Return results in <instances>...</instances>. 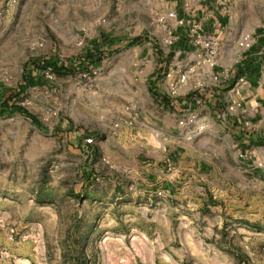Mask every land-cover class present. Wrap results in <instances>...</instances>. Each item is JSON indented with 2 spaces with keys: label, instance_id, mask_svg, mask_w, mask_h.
<instances>
[{
  "label": "rangeland",
  "instance_id": "rangeland-1",
  "mask_svg": "<svg viewBox=\"0 0 264 264\" xmlns=\"http://www.w3.org/2000/svg\"><path fill=\"white\" fill-rule=\"evenodd\" d=\"M0 14V93L17 86L34 58L81 56L100 34L149 38L129 49L102 46L90 73L49 76V85L28 90L18 103L40 127L17 114L0 116V247L16 263L264 264V146L241 144L235 134L264 140V104L247 102L239 80L224 90L258 40L255 30H264V0H18L9 9L0 0ZM212 16L226 19L222 28H212ZM178 27L192 47L182 54L173 47ZM245 36L250 44L241 47ZM184 73L178 92H225V110L192 104L185 161L203 169L186 185L189 178L174 179L166 224L153 196L109 182L64 133L101 131L116 92H140V80L153 75L155 89L168 92L167 74Z\"/></svg>",
  "mask_w": 264,
  "mask_h": 264
},
{
  "label": "crops",
  "instance_id": "crops-1",
  "mask_svg": "<svg viewBox=\"0 0 264 264\" xmlns=\"http://www.w3.org/2000/svg\"><path fill=\"white\" fill-rule=\"evenodd\" d=\"M223 20L226 19L212 16L210 24L216 30V28H222L220 26L223 25ZM262 50L264 51V48ZM262 50L258 52V55L262 53ZM144 51L146 50H143V53ZM262 62L257 81L252 78L238 79L244 82L245 90L242 92V97L255 105L257 102L264 104ZM229 79H232V74L227 81ZM153 82L154 78L150 77L140 80V92L137 91V86H131V88L135 87V91L131 89L130 92H116L108 106L111 118L103 130L78 129L64 133V136H67L65 139L74 148V153L82 152L90 159L95 158V168L102 170L109 182L124 188V191L126 186L131 184V188L134 187L140 194L147 193V197L153 196L160 219L162 215V220L168 224V214L174 208L173 201L177 197L178 190L174 179L189 178L188 182H184L186 185L191 183V177L199 176L203 169L201 164L192 169L193 165L190 162L186 163L185 158L192 143L188 146L184 135L190 130L189 127L178 125V122L188 116L195 102L196 104L205 103L215 109L217 99L218 102L223 101L225 92L217 90L195 92L194 97L190 99L193 103H190L186 96L194 92H178L177 96L170 97L167 92H159L155 89L156 84ZM149 88H153L156 92H150ZM239 93L237 92L238 96H240ZM165 96L171 100V107L164 106L160 102L161 97ZM132 116L134 117L133 125L128 126ZM115 123L119 125L114 127ZM235 134L241 144L255 138L252 132H248L247 135L236 130ZM88 136L95 139V143L91 146L84 145V139ZM171 153L174 156L178 155V159L173 163L168 158Z\"/></svg>",
  "mask_w": 264,
  "mask_h": 264
},
{
  "label": "trees",
  "instance_id": "trees-1",
  "mask_svg": "<svg viewBox=\"0 0 264 264\" xmlns=\"http://www.w3.org/2000/svg\"><path fill=\"white\" fill-rule=\"evenodd\" d=\"M225 24V20L222 21ZM255 35L258 36V40L253 44L247 53L243 56L242 60L237 62L232 68V79L228 80L227 87L224 90L231 89L236 81L240 78H252L257 81L260 76L261 62L264 59V30L257 28ZM176 40L173 43L174 49L181 54L191 50L192 47H188V40L186 34L182 33L181 27H178L175 31ZM144 42H149V38L144 36H136L127 40L117 37H110L106 34H100L96 39L89 41L90 48L84 52L83 55L70 58L66 60H60L58 57L52 55L48 57H37L26 63L23 69V74L19 83L13 89H4L0 93V116L11 117L14 114L20 115L35 127H40V123L37 118L30 113L27 109L21 106L19 100L28 92V90L36 87H44L51 83L50 77H65L72 74H79L82 72H91L99 67L100 64V50L102 46L107 48L116 47V45L123 44L125 48L129 49ZM118 50V49H117ZM262 50V53L258 55V52ZM172 50L170 54L174 53ZM169 54V55H170ZM150 78H154V75ZM150 92H156L153 88H149ZM198 92V91H195ZM194 93L188 94L186 97L190 100L194 97ZM217 99L215 109L220 111L225 110L224 101ZM160 102L164 106L171 107V100L169 98L161 97ZM193 103L192 100L189 101ZM249 146L260 145L264 146V140H252L247 142Z\"/></svg>",
  "mask_w": 264,
  "mask_h": 264
},
{
  "label": "built area",
  "instance_id": "built-area-1",
  "mask_svg": "<svg viewBox=\"0 0 264 264\" xmlns=\"http://www.w3.org/2000/svg\"><path fill=\"white\" fill-rule=\"evenodd\" d=\"M17 3H18V0H4V7H5V9H9V8H12L13 6H15ZM166 18L169 20L177 21L176 15L173 12L167 13ZM177 23L182 24L181 21H179ZM191 33L196 34L197 38H199V35H198L196 28L194 30H191ZM249 44H250V36L243 37L242 41L240 42V46L241 47L242 46L247 47V46H249ZM207 65H208V67H212L213 62H211V60L208 59ZM187 78H188V76L185 73L179 74L177 76V78H174V79L171 77V74H167V79H168V92H167V94H168V96H170V97L177 96L179 87H183L186 85ZM240 81L242 82V80H240ZM133 118L134 117L132 116L130 121L127 124L128 126L133 125V123H132ZM193 122H194V117L192 115H188L183 120L178 122V125H180L182 127H189V126H191V124H193ZM118 125H119V123H115L114 127H117ZM200 129H201V127H200ZM190 138H191L190 133L184 135L185 140H190ZM93 144H94L93 138L89 137V138L84 139V145L85 146H91ZM240 157H243V156L240 154ZM3 225H4V216L0 212V230L3 227ZM24 239H26V238L23 237L22 240H24ZM8 241H10L12 243L14 242L12 235L8 237ZM0 260H3V261L7 260V261H10L11 264H18V263H16L14 257H11L10 252L7 249L2 248V247H0ZM28 264H30V263H28ZM34 264H37V263H34Z\"/></svg>",
  "mask_w": 264,
  "mask_h": 264
}]
</instances>
